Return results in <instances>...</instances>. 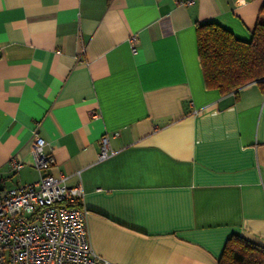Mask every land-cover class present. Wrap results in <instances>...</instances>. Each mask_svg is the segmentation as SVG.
Masks as SVG:
<instances>
[{"label":"crops","instance_id":"crops-1","mask_svg":"<svg viewBox=\"0 0 264 264\" xmlns=\"http://www.w3.org/2000/svg\"><path fill=\"white\" fill-rule=\"evenodd\" d=\"M263 4L0 0L1 183L38 179L37 126L109 262L218 264L234 234L264 245V89L208 88L196 37L215 22L250 40Z\"/></svg>","mask_w":264,"mask_h":264},{"label":"built area","instance_id":"built-area-1","mask_svg":"<svg viewBox=\"0 0 264 264\" xmlns=\"http://www.w3.org/2000/svg\"><path fill=\"white\" fill-rule=\"evenodd\" d=\"M129 42L135 53L137 37L131 35ZM46 144L36 126L31 140L36 181L7 187L0 180V264H113L91 247L86 211L80 206L82 186H69L65 175L49 173L54 158ZM112 153L105 134L99 159ZM13 166L22 164L13 159Z\"/></svg>","mask_w":264,"mask_h":264},{"label":"trees","instance_id":"trees-1","mask_svg":"<svg viewBox=\"0 0 264 264\" xmlns=\"http://www.w3.org/2000/svg\"><path fill=\"white\" fill-rule=\"evenodd\" d=\"M198 57L205 85L221 94L258 82L264 89V4L250 40H242L215 22L196 26ZM218 264H264V245L241 235L225 242Z\"/></svg>","mask_w":264,"mask_h":264}]
</instances>
